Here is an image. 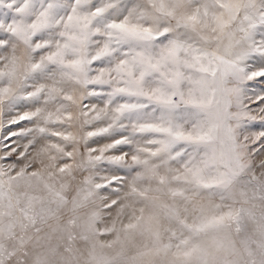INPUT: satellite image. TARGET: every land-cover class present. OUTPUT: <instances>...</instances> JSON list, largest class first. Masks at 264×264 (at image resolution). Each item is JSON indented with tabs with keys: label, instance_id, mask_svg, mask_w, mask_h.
<instances>
[{
	"label": "snow or ice",
	"instance_id": "snow-or-ice-1",
	"mask_svg": "<svg viewBox=\"0 0 264 264\" xmlns=\"http://www.w3.org/2000/svg\"><path fill=\"white\" fill-rule=\"evenodd\" d=\"M0 264H264V0H0Z\"/></svg>",
	"mask_w": 264,
	"mask_h": 264
}]
</instances>
